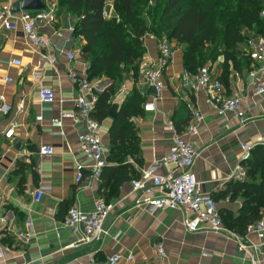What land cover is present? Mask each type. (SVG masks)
<instances>
[{
  "label": "crops",
  "instance_id": "1",
  "mask_svg": "<svg viewBox=\"0 0 264 264\" xmlns=\"http://www.w3.org/2000/svg\"><path fill=\"white\" fill-rule=\"evenodd\" d=\"M59 20L60 16L54 28L46 29L50 34L54 30L59 32L53 35L51 51L34 50L27 43L20 23L11 30L0 25V95L12 107L8 115L0 113V264H109L108 259L114 253L123 257L119 264H251L248 254L239 249L235 235L253 245L251 252L262 257L264 264V246L255 234L240 235L226 225L221 232L204 228L189 231L186 221L193 219L192 212L160 209L150 213L136 204L132 180L124 182L119 195L111 199L113 208L101 237L89 244H75V235L64 225L69 209L92 211L102 193L101 179L94 178L90 169H83L81 182L76 180L78 166L90 164L79 151L84 125L66 120L63 135L51 125L62 110H75L72 99L79 94V87L71 81L69 71L86 76L87 69L78 54L79 43L84 40H76L68 30L69 23L61 26ZM172 44L173 58L164 72L165 88L156 102V110L145 107L153 101L155 89L132 75L126 77L112 99L119 108L134 88L145 97L144 114L133 117L139 130L140 152L127 163L138 176L143 168L166 157L174 139L184 135L194 108L203 119L198 134L191 137L199 153L192 171L200 182L201 192L215 197L220 210L237 216L243 199L218 196L235 180L243 155L241 145L264 142V95L252 94L257 64L252 62L250 68L242 70L231 69L223 84L227 95L247 97L249 111L241 122L231 115L217 114L212 89L205 93L187 86L182 47L176 42ZM145 45L144 55L157 59L156 38H145ZM69 50L77 54L75 60H68ZM53 55L58 57L55 65L49 61ZM15 59L22 64L12 63ZM223 61L220 57L210 67L215 80H220ZM110 83L106 78L97 80L95 90L102 92ZM43 85L54 89L55 102L40 101L39 88ZM39 115L43 117L40 121ZM112 122L108 117L101 123L108 150ZM12 125L16 127L15 136L7 139L5 132ZM43 145L53 146L54 153L41 154ZM170 168L162 165L159 173L166 174ZM41 186L46 188L45 193L36 202L35 193ZM28 220L34 223L32 232ZM160 245L165 252L163 260L158 255ZM130 254L134 260L127 259Z\"/></svg>",
  "mask_w": 264,
  "mask_h": 264
},
{
  "label": "trees",
  "instance_id": "2",
  "mask_svg": "<svg viewBox=\"0 0 264 264\" xmlns=\"http://www.w3.org/2000/svg\"><path fill=\"white\" fill-rule=\"evenodd\" d=\"M60 1L77 13L72 34L76 40H84L79 53L87 64V78L93 83L103 78L111 81L104 91L95 90L98 101L94 117L100 123L110 117L112 99L126 77L138 78L140 61L147 51L146 36H155L158 43L167 40L180 45L184 68L193 74L223 57L219 79L226 84L231 69L250 68L254 62L243 51L248 37L264 34V0H158L156 6L150 5L151 0H117L120 21L103 16L107 0ZM144 102L145 97L134 88L112 119L110 165L100 177L101 198L107 203L119 195L124 182L139 176L127 161L140 152L133 117L144 114ZM242 164L246 179L232 180L218 198L243 199L239 215L226 209L219 212L224 225L245 235L249 226L264 217V145H256Z\"/></svg>",
  "mask_w": 264,
  "mask_h": 264
},
{
  "label": "built area",
  "instance_id": "3",
  "mask_svg": "<svg viewBox=\"0 0 264 264\" xmlns=\"http://www.w3.org/2000/svg\"><path fill=\"white\" fill-rule=\"evenodd\" d=\"M19 0H3L0 2V25L5 29L11 30L17 23L22 25V31L27 43L36 51H51L53 48V34L46 29L54 28L57 22L58 8L54 2H45L46 7L42 10H21L18 13L12 11L13 5ZM103 16L107 19L115 18L120 21V16L111 12L106 7ZM264 17V9L261 11ZM70 33L74 29L68 27ZM59 33V32H58ZM62 34H60L61 36ZM147 37H154L148 35ZM72 40V39H71ZM243 51L248 54L254 62L257 63L253 71V76L257 80L253 82V96L264 95V78L258 76L264 75V34H252L248 37ZM158 58L153 60L144 55L140 61L138 78L148 83L155 89L153 101L146 103L147 110H156V102L161 98L164 88V72L169 67L173 58V45L167 40L159 43ZM77 54L73 50L67 52L69 61L75 60ZM52 65L58 61L56 55L49 59ZM12 63L21 65L22 61L15 59ZM187 75L186 84L194 90H202L209 93L212 89L214 96V106L217 114L220 116L231 115L241 122L246 120L249 107L247 106V97L240 94L228 96L225 87L220 80H215L211 73L209 65L199 69L196 73H190L185 70ZM69 77L71 81L79 87V94L72 99L75 110H62L58 117L52 119L51 125L58 129L59 134H64L63 127L66 120H70L73 125L83 124L84 133L79 136V151L90 161L89 165H79L77 173V182L83 180V169L88 168L94 178L100 179L105 167L109 165V150L107 149L102 135L101 123L94 117L96 111L98 96L95 94V85L86 76H82L76 71L70 70ZM12 81V79H9ZM39 99L43 103H53L57 100L56 93L49 86L39 88ZM12 107L3 95H0V113L8 115ZM193 116L186 126L184 135H179L174 139L168 155L161 161H156L152 165L143 168L137 178L132 180L133 192L137 194L136 204L145 207L150 213H155L160 209H181L190 211L194 217L186 221V227L189 231H197L204 228L208 231H225V226L219 212L216 200L211 195H204L201 192L200 182L198 181L192 167L199 155L195 147L192 136L197 135L199 124L203 119L202 114L192 108ZM42 115L37 116V120H42ZM15 126L12 125L5 132L7 139L15 136ZM264 145V142L260 143ZM256 145L243 143L241 162L237 165L235 179L243 181L247 173L242 162L251 157L252 150ZM41 154H53L54 147L43 145L40 147ZM170 165L171 168L166 174L159 173L160 167ZM45 187L41 186L36 190L35 201L39 202L44 193ZM113 208V204L107 203L103 198L97 200L94 210L83 211L73 207L69 209L64 225L75 235L76 245L89 244L101 237L105 230V223ZM0 221L2 218L0 217ZM29 230H34V223L28 220ZM247 233L255 234L261 240V246H264V217L257 223L249 226ZM239 242V249L248 254L251 264H262V257H256L251 252L252 246L249 242L242 240V236L235 235ZM255 247V246H254ZM257 247V246H256ZM264 254V253H263ZM159 259L165 258V252L160 245L158 248ZM120 253H114L108 259L109 264H119L122 259ZM128 260H134L130 254Z\"/></svg>",
  "mask_w": 264,
  "mask_h": 264
},
{
  "label": "rangeland",
  "instance_id": "4",
  "mask_svg": "<svg viewBox=\"0 0 264 264\" xmlns=\"http://www.w3.org/2000/svg\"><path fill=\"white\" fill-rule=\"evenodd\" d=\"M47 2H54L56 3L57 5V8H58V14L60 16V22H59V25L61 26H65L66 24L69 23V25L71 26L72 29H74V25H75V22L77 20V13L76 12H73V11H70L67 7L66 4H64L62 1L60 0H47ZM158 3V0H151L150 1V5L152 6H156ZM107 8L108 10L111 12L112 15H119L120 16V13L119 11H117V0H107ZM57 14V15H58ZM74 31V30H73ZM72 34V33H71ZM73 35V34H72ZM74 37V36H73ZM83 43L80 42L79 43V46H81ZM172 44V43H171ZM173 45V44H172ZM80 51V49L78 50ZM78 54H80L78 52ZM208 65V64H207Z\"/></svg>",
  "mask_w": 264,
  "mask_h": 264
},
{
  "label": "water",
  "instance_id": "5",
  "mask_svg": "<svg viewBox=\"0 0 264 264\" xmlns=\"http://www.w3.org/2000/svg\"><path fill=\"white\" fill-rule=\"evenodd\" d=\"M45 7L46 3L43 0H19L13 5L12 11L18 13L21 10H42L45 9ZM117 110L118 106L113 105L110 111V117L112 119L115 118Z\"/></svg>",
  "mask_w": 264,
  "mask_h": 264
}]
</instances>
